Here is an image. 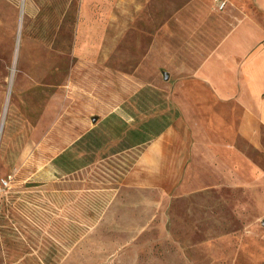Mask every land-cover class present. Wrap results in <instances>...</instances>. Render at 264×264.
I'll use <instances>...</instances> for the list:
<instances>
[{
  "label": "rangeland",
  "instance_id": "rangeland-1",
  "mask_svg": "<svg viewBox=\"0 0 264 264\" xmlns=\"http://www.w3.org/2000/svg\"><path fill=\"white\" fill-rule=\"evenodd\" d=\"M106 10L110 29L131 25L135 7L124 0H0V264H264V129L252 142L237 133L229 144L222 131L199 125L171 187L132 183L148 142L112 152L113 138L72 173L52 165L106 116L77 114L70 89L103 95L106 87L109 107L129 127L179 115L165 95L164 60L157 69L134 68L132 27L126 50L114 54L122 85L121 70L109 69L105 83L99 68L71 57L76 22L91 36L99 31L92 13ZM147 10L157 24L189 12L184 29L169 37L175 51L197 42L188 34L196 23L207 29L218 21L220 38L246 14L264 27V0H157ZM88 104L100 113V100Z\"/></svg>",
  "mask_w": 264,
  "mask_h": 264
},
{
  "label": "crops",
  "instance_id": "crops-1",
  "mask_svg": "<svg viewBox=\"0 0 264 264\" xmlns=\"http://www.w3.org/2000/svg\"><path fill=\"white\" fill-rule=\"evenodd\" d=\"M124 1L131 2L135 7L130 26L122 23V27L110 29L109 11H95L91 15L95 23L92 29L99 31L91 36L83 35L80 24L76 22L74 43L68 52L75 58L74 61H82V66L99 68L105 77V83H108L109 69L121 70V75L117 74L115 80L122 85L124 72L119 66L120 57L114 54L126 50L124 40L129 36L126 29L132 27L131 47L138 61L134 68L138 71L145 68L157 69V65L164 60L165 66L161 67H165L162 69L166 71L162 72H165L164 79H168L167 83L171 85L165 95L177 107L179 115L146 144L143 154L132 169L131 179L134 184L148 181L147 179H150L149 182L163 180L166 187H171L176 172H181L180 165L191 155L188 145L190 132L199 125L206 123L217 132L222 131L229 144L237 133L252 142L255 137L253 133L264 129V27L246 14L220 38L218 21L215 25L213 20L211 27L207 29H202L203 24L199 28L196 23L194 26H198V29L193 33L192 27L188 34H191V39H198L197 42L175 51V45H172L169 37L173 30L177 34L184 29L181 28L184 20L191 18L189 12H172L163 23L157 24V13L147 10L157 0ZM194 1L198 6L206 3V0ZM122 14L120 16L126 15ZM146 19L149 20L147 24ZM86 28H90V25L87 24ZM54 38L57 40V36ZM178 52H182L183 56L175 55ZM112 59L114 61L110 63ZM103 88V95H100L103 90L88 92L83 89L81 91L78 87L72 91L70 89L71 97L77 102V114L105 116L114 112V107H109L108 104V99L111 98L106 93L108 89ZM122 93L116 95L121 99L116 101V106L123 101ZM88 100H100V113L94 110L92 104H88Z\"/></svg>",
  "mask_w": 264,
  "mask_h": 264
},
{
  "label": "trees",
  "instance_id": "trees-1",
  "mask_svg": "<svg viewBox=\"0 0 264 264\" xmlns=\"http://www.w3.org/2000/svg\"><path fill=\"white\" fill-rule=\"evenodd\" d=\"M177 114L175 111L174 116ZM111 121L115 122V125H112ZM169 124L168 114L163 113L149 117L137 127H129L123 117L112 112L103 117L96 126L83 133L70 146L54 156L51 163L59 173H72L92 163L96 152L111 139H119L112 152L121 151L149 142Z\"/></svg>",
  "mask_w": 264,
  "mask_h": 264
},
{
  "label": "built area",
  "instance_id": "built-area-1",
  "mask_svg": "<svg viewBox=\"0 0 264 264\" xmlns=\"http://www.w3.org/2000/svg\"><path fill=\"white\" fill-rule=\"evenodd\" d=\"M223 5H224V2H221L220 5H219L220 8L223 7Z\"/></svg>",
  "mask_w": 264,
  "mask_h": 264
}]
</instances>
